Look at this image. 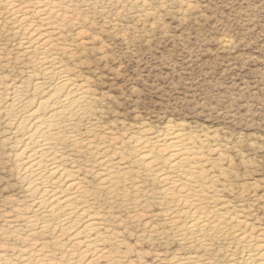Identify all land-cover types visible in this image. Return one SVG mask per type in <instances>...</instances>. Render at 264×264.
Returning a JSON list of instances; mask_svg holds the SVG:
<instances>
[{
  "label": "rangeland",
  "instance_id": "374dc122",
  "mask_svg": "<svg viewBox=\"0 0 264 264\" xmlns=\"http://www.w3.org/2000/svg\"><path fill=\"white\" fill-rule=\"evenodd\" d=\"M8 1L52 35L55 67L91 95L71 131L82 142L74 155L103 220L102 264H244L264 241V0ZM3 6L0 89L8 92L42 76L22 58L18 21ZM41 10L49 25L38 21ZM7 114L0 111V254L16 260L22 242L10 233L22 230L18 208L29 214L32 207ZM168 129H180L192 150L180 169L193 171L174 197L164 196L132 148L135 138H164ZM149 149L148 160L167 172ZM102 157L112 174L100 187L86 170H98ZM179 192L196 195L209 218L218 211L244 221H222L226 236L211 231L197 239L184 228L190 218ZM239 234L250 244H238Z\"/></svg>",
  "mask_w": 264,
  "mask_h": 264
},
{
  "label": "bare ground",
  "instance_id": "6f19581e",
  "mask_svg": "<svg viewBox=\"0 0 264 264\" xmlns=\"http://www.w3.org/2000/svg\"><path fill=\"white\" fill-rule=\"evenodd\" d=\"M38 1L49 3V0ZM0 2L10 20L18 21L16 31L22 36V58L33 60L42 76L36 80L30 75L33 81L28 87L23 81L8 92L0 89V111L14 116L9 139H14L13 143L19 146L14 160L18 177L28 193L29 207H32L29 214L26 208H18L16 216L21 219L22 230L10 233L12 240L22 242L18 248L19 259H8L0 254V264H102L101 242L106 238L103 220L94 210V193L86 186L88 176L81 173L74 155L83 147L82 142L71 131L90 108L92 98L88 87L71 79L64 69L55 67L56 53H51L55 39L48 31L36 28L33 17L23 14L14 2ZM52 6L55 8L56 4ZM43 13V10L37 12L38 21L49 25ZM27 88L31 95H27ZM184 140L186 136L180 129H168L164 138L139 137L132 143L133 150L140 158H145L143 163L154 173L166 197H174L184 173L193 171L189 165L186 172L180 169L192 154ZM67 145L75 149L70 150ZM150 147L155 149V158L164 163L167 172L162 173L159 163L148 160V153L152 154ZM95 153L91 151V155ZM98 162V170L89 169L86 173L95 174L101 187L106 184L102 182L111 177L112 166L105 157ZM178 199L190 218L184 228L197 239L211 231L226 236L228 225L221 224L222 221L236 224L244 221L218 211L209 218L194 194L179 192ZM11 223L13 227V221ZM238 236V244H250V236ZM245 255L244 264H264V241L257 240Z\"/></svg>",
  "mask_w": 264,
  "mask_h": 264
}]
</instances>
